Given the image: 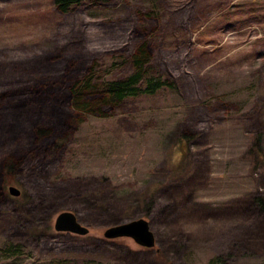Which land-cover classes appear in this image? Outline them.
<instances>
[{"label":"rangeland","instance_id":"1","mask_svg":"<svg viewBox=\"0 0 264 264\" xmlns=\"http://www.w3.org/2000/svg\"><path fill=\"white\" fill-rule=\"evenodd\" d=\"M143 41L172 86L67 110L69 83L92 64L126 75ZM32 85L26 114L3 105ZM1 93L0 163L21 157L1 181L0 264H264V0H0ZM45 115L61 124L37 138ZM64 210L87 232L55 229ZM139 217L152 245L104 235Z\"/></svg>","mask_w":264,"mask_h":264},{"label":"trees","instance_id":"2","mask_svg":"<svg viewBox=\"0 0 264 264\" xmlns=\"http://www.w3.org/2000/svg\"><path fill=\"white\" fill-rule=\"evenodd\" d=\"M84 0H53L56 9L60 12H68L77 7ZM151 53L149 50V45L146 41L141 42L136 46L134 52L131 54L130 62L132 69L126 75L120 78H107L105 73L107 70L95 69L94 64L90 65L89 70L83 74L82 77L77 80L72 81L68 84V95H67V110L72 109L76 113L81 112H101L103 106L114 107L120 104L126 97L136 96L142 93L153 94L156 90L162 86H172L173 82L161 75L148 74L149 70L152 68L150 63ZM43 83V91H47L50 83ZM36 92H40L39 88L34 85L21 89L18 94L26 93L27 96H21L17 99H6L5 96L2 98L6 108L11 110L12 113L17 115L26 114V108L22 106L29 102L28 100L33 99ZM52 92V91H51ZM3 96L2 93L0 95ZM48 94L38 95V99L41 102L47 100ZM54 98V97H52ZM0 99V101L2 100ZM27 101V102H26ZM26 102V103H25ZM47 114V113H46ZM45 123L32 125L34 128V134L37 138H43L50 133H52L55 125H60L61 123H53L47 121V116H43ZM47 122L49 124H47ZM61 122V121H60ZM71 122V121H70ZM70 122H67V126H70ZM55 124V125H54ZM52 126V127H51ZM67 134H62L59 139H56L58 146L62 144L63 139H65ZM65 137V138H64ZM187 138L188 135H183ZM257 144V145H256ZM255 146L259 145V138H256ZM258 150L252 146L250 149V157L258 160L259 154ZM13 157V158H12ZM21 154L17 153L6 156L1 160L0 163V189H2L3 177L7 174H11L15 171L16 163L20 159ZM18 158V160H17ZM2 181V182H1ZM0 190V197H1ZM260 204L264 209V196H259Z\"/></svg>","mask_w":264,"mask_h":264},{"label":"water","instance_id":"3","mask_svg":"<svg viewBox=\"0 0 264 264\" xmlns=\"http://www.w3.org/2000/svg\"><path fill=\"white\" fill-rule=\"evenodd\" d=\"M8 191L13 195H18L20 193V189L12 184L8 186ZM54 227L58 230H66L78 234L87 232V227L84 226L70 210L61 211L56 215ZM104 235L108 237L128 235L133 237L140 244L146 246H150L154 243V235L149 227L148 221L142 217L109 226L104 230Z\"/></svg>","mask_w":264,"mask_h":264}]
</instances>
